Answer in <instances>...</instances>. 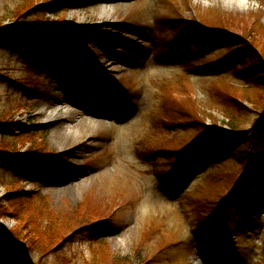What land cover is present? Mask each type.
Masks as SVG:
<instances>
[{
  "label": "rangeland",
  "instance_id": "rangeland-1",
  "mask_svg": "<svg viewBox=\"0 0 264 264\" xmlns=\"http://www.w3.org/2000/svg\"><path fill=\"white\" fill-rule=\"evenodd\" d=\"M38 21L67 30L41 39ZM0 26L22 39L0 46V122L19 124L0 132V153H18L0 157V213L28 225L0 219V264H264V190L220 219L264 114V82L245 54L222 62L243 49L221 34L262 46L264 0H0ZM252 156L264 166V146ZM218 237L234 256L206 257Z\"/></svg>",
  "mask_w": 264,
  "mask_h": 264
},
{
  "label": "trees",
  "instance_id": "trees-1",
  "mask_svg": "<svg viewBox=\"0 0 264 264\" xmlns=\"http://www.w3.org/2000/svg\"><path fill=\"white\" fill-rule=\"evenodd\" d=\"M54 5L51 4H47L46 8L48 11H52ZM37 10V9H36ZM30 30L34 32V34L38 33V37L41 39H46V35L43 34L44 32H64L67 29H64L62 27H56L53 24L50 23H44V22H33L30 26ZM198 31L200 32V35L202 37H211L212 33H216L214 29H210L207 28V26H197ZM32 32V33H33ZM80 33H83L82 31H79ZM34 34L31 33H27V37H24V42L25 44H32L34 40L37 39V37H34ZM210 35V36H209ZM223 36V38L225 40H235L234 43H236L237 45L242 46L241 50L243 49V51H236L234 52L233 55H231L230 57L224 59L222 62H231L237 58L241 57L245 54L247 56L248 62H251L252 64H254L250 69V71H248L249 73H251V71L256 72V75L258 77H260V79L264 82V44H261L262 46H260V42H255V40H253L252 38H248L247 36H239V35H235L232 33H222L221 34ZM213 37V36H212ZM22 39H20L19 37H16L15 35H11L9 32H7V30L4 27L0 26V46L3 47H7L9 49H18V46L20 44V41ZM17 41L18 44L16 43ZM37 41H39L37 39ZM31 42V43H29ZM40 42V43H39ZM38 44L36 45H40V47H42L43 49L48 48L49 45H54L55 46V50L56 53H60V49L64 50L63 53H65L66 51L68 52V50H70L71 52L80 54L79 52H77L74 48H72L70 45L68 44H62L60 43L57 39L51 40V41H39ZM54 43V44H53ZM231 49V48H228ZM55 53V51H54ZM55 53V54H56ZM43 54V53H42ZM44 55V54H43ZM241 63V62H240ZM240 65V64H239ZM241 66L243 67V65L241 64ZM263 73V74H262ZM10 125L16 126L18 127L19 124L16 122H10ZM3 122H0V132L4 131L6 125H9ZM233 130V137H237L239 136V134H250V137L247 141V145L250 146V149L246 150L247 154H248V159H243L246 160L244 163V170L243 172L239 175L236 184L232 187V189L227 193V195L224 197L222 203H221V213H220V219L221 217L226 220V215L227 212L230 209H234V211H242L247 209L248 207H251L254 203V201H256V199L260 196L259 195V191H262V188L264 186V166L256 159H254V157L252 156L254 152L259 151L260 149L263 148L264 146V114L260 115V117L256 120V122L254 123L253 127L246 131V132H240L239 130ZM213 131V130H212ZM223 132V130H222ZM10 146L7 145V147L5 148L7 152H10L9 150ZM18 153H13L9 154V153H4L1 152L0 153V157L2 158H10V159H16ZM15 155V156H14ZM39 157H36L35 154H26L24 156V162L22 165H24V167L28 170L29 169H34V171H39L41 170V167H36L35 165H38V163L41 160V157H44L43 155H39ZM37 163V164H36ZM36 167V168H34ZM187 168L185 167L184 171ZM43 171V170H42ZM179 173V174H178ZM178 171L176 173V175L173 176V182L175 183L174 180H177L178 178H182L184 179V176L182 175V173ZM178 177V178H177ZM182 181V180H181ZM173 187V185H172ZM177 187V185H174V188ZM17 195V194H16ZM21 197V201L23 202L22 204V208L24 207V205H26L28 202L27 200H29V198L27 196H25V194H20ZM12 205V204H11ZM6 213H0V219H3L4 217H11L12 219L17 220V222L19 224L24 225L25 228H28L27 225V220L24 219L23 217V213L22 210H19V208L16 209V206H10L9 210H5ZM229 217V216H228ZM13 238H16L17 235L14 233H9ZM15 235V236H14ZM223 234L221 233L220 236H222ZM219 236V235H218ZM219 241L212 243L215 246L210 245L209 252H207L206 257L208 258L209 256H212L213 254H219L221 253V255H224L223 257H232L234 256L233 253V246L230 244L228 247L223 248V246H225L224 240L227 241L228 238H224V240L221 237H218ZM8 243V242H7ZM9 247L13 245H10L8 243ZM217 248V249H221L220 252H214L213 249ZM11 249V248H10ZM9 249V250H10ZM11 251V250H10ZM10 264H22L21 261L19 259H13L11 261ZM94 264V262H93Z\"/></svg>",
  "mask_w": 264,
  "mask_h": 264
},
{
  "label": "bare ground",
  "instance_id": "bare-ground-1",
  "mask_svg": "<svg viewBox=\"0 0 264 264\" xmlns=\"http://www.w3.org/2000/svg\"><path fill=\"white\" fill-rule=\"evenodd\" d=\"M241 1H245V0H241ZM247 1V0H246ZM63 113L62 110H54L52 111V113L48 116V120L50 122H54L56 124V126L58 127H64L67 122L64 118H62L61 114ZM71 170H68L67 172H65V175L62 179H57V178H53V181L55 185H64L65 182H67L69 180V177L72 175L71 171L73 170L72 167H70ZM65 192V190H64ZM200 264V263H197Z\"/></svg>",
  "mask_w": 264,
  "mask_h": 264
}]
</instances>
